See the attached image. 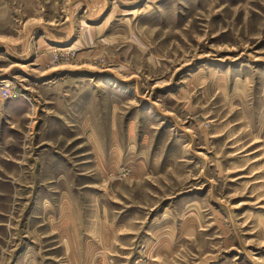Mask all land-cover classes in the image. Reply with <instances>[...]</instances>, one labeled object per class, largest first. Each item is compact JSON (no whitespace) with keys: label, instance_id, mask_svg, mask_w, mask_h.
<instances>
[{"label":"rangeland","instance_id":"rangeland-1","mask_svg":"<svg viewBox=\"0 0 264 264\" xmlns=\"http://www.w3.org/2000/svg\"><path fill=\"white\" fill-rule=\"evenodd\" d=\"M0 87V264H264V0H0Z\"/></svg>","mask_w":264,"mask_h":264},{"label":"built area","instance_id":"built-area-1","mask_svg":"<svg viewBox=\"0 0 264 264\" xmlns=\"http://www.w3.org/2000/svg\"><path fill=\"white\" fill-rule=\"evenodd\" d=\"M5 87H7V85H5ZM7 97H9L8 90L0 87V100L6 99Z\"/></svg>","mask_w":264,"mask_h":264},{"label":"bare ground","instance_id":"bare-ground-1","mask_svg":"<svg viewBox=\"0 0 264 264\" xmlns=\"http://www.w3.org/2000/svg\"><path fill=\"white\" fill-rule=\"evenodd\" d=\"M125 15H132V14H134V11H127V12H125L124 13ZM91 29V28H90Z\"/></svg>","mask_w":264,"mask_h":264}]
</instances>
